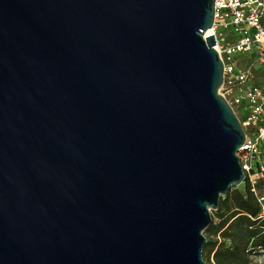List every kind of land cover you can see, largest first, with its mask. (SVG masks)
I'll return each mask as SVG.
<instances>
[{
	"label": "water",
	"instance_id": "1",
	"mask_svg": "<svg viewBox=\"0 0 264 264\" xmlns=\"http://www.w3.org/2000/svg\"><path fill=\"white\" fill-rule=\"evenodd\" d=\"M213 0H0V264H203L243 181Z\"/></svg>",
	"mask_w": 264,
	"mask_h": 264
},
{
	"label": "built area",
	"instance_id": "2",
	"mask_svg": "<svg viewBox=\"0 0 264 264\" xmlns=\"http://www.w3.org/2000/svg\"><path fill=\"white\" fill-rule=\"evenodd\" d=\"M222 64L219 92L243 130L235 150L264 216V194L256 189L264 173V0H213L207 29Z\"/></svg>",
	"mask_w": 264,
	"mask_h": 264
},
{
	"label": "trees",
	"instance_id": "3",
	"mask_svg": "<svg viewBox=\"0 0 264 264\" xmlns=\"http://www.w3.org/2000/svg\"><path fill=\"white\" fill-rule=\"evenodd\" d=\"M259 204L248 183L229 185L218 198L216 221L205 229L209 237L201 247L211 260L203 264H251L253 253L264 251V216L258 215Z\"/></svg>",
	"mask_w": 264,
	"mask_h": 264
},
{
	"label": "rangeland",
	"instance_id": "4",
	"mask_svg": "<svg viewBox=\"0 0 264 264\" xmlns=\"http://www.w3.org/2000/svg\"><path fill=\"white\" fill-rule=\"evenodd\" d=\"M242 186H243V182H240L237 185H233V187H239V188ZM256 189L264 194V173L259 178ZM209 213L211 217L210 221L212 222L216 221V216L214 215L213 209H210ZM202 233L205 238L209 237V233L205 228L202 230ZM201 256H202V259H205V261L211 260V254L207 255L204 251H201ZM251 264H264V251L258 249L257 252L253 253Z\"/></svg>",
	"mask_w": 264,
	"mask_h": 264
}]
</instances>
